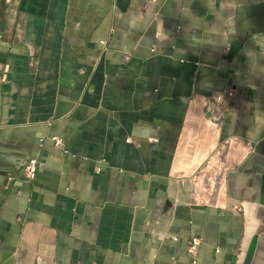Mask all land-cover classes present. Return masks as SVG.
<instances>
[{
  "label": "crops",
  "instance_id": "crops-1",
  "mask_svg": "<svg viewBox=\"0 0 264 264\" xmlns=\"http://www.w3.org/2000/svg\"><path fill=\"white\" fill-rule=\"evenodd\" d=\"M0 264H264V0H0Z\"/></svg>",
  "mask_w": 264,
  "mask_h": 264
},
{
  "label": "built area",
  "instance_id": "built-area-1",
  "mask_svg": "<svg viewBox=\"0 0 264 264\" xmlns=\"http://www.w3.org/2000/svg\"><path fill=\"white\" fill-rule=\"evenodd\" d=\"M155 2L156 0H152ZM240 90L238 88H227L222 92H215L207 98V112L212 121L220 124L224 121L226 114L231 108L232 101L239 95ZM51 140L54 142L55 146L60 149H65L64 144L58 137H53ZM40 146H44V140H42ZM42 162L39 158H32L26 164L24 168V177L26 180L32 182L36 178L37 172L41 167ZM12 181V178H9V182ZM167 218H173L174 210L170 209L166 212ZM177 240L176 236L162 235V239ZM200 239L197 237H192L191 242L188 246V252L196 257L198 247L200 246Z\"/></svg>",
  "mask_w": 264,
  "mask_h": 264
},
{
  "label": "rangeland",
  "instance_id": "rangeland-1",
  "mask_svg": "<svg viewBox=\"0 0 264 264\" xmlns=\"http://www.w3.org/2000/svg\"><path fill=\"white\" fill-rule=\"evenodd\" d=\"M13 2V0H11ZM16 7V6H15Z\"/></svg>",
  "mask_w": 264,
  "mask_h": 264
}]
</instances>
